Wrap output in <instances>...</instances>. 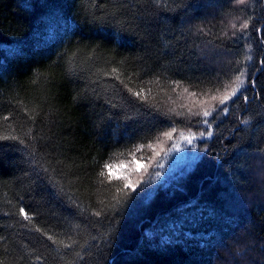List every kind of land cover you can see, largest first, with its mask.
<instances>
[{
	"label": "trees",
	"instance_id": "1",
	"mask_svg": "<svg viewBox=\"0 0 264 264\" xmlns=\"http://www.w3.org/2000/svg\"><path fill=\"white\" fill-rule=\"evenodd\" d=\"M172 128L205 133L197 159L156 180V155L115 204L105 162ZM8 136L0 264H264V0H0Z\"/></svg>",
	"mask_w": 264,
	"mask_h": 264
},
{
	"label": "snow or ice",
	"instance_id": "2",
	"mask_svg": "<svg viewBox=\"0 0 264 264\" xmlns=\"http://www.w3.org/2000/svg\"><path fill=\"white\" fill-rule=\"evenodd\" d=\"M157 3H159V0H157ZM234 3L240 5V4H246L248 3V0H234ZM232 27H236V25H232ZM249 27L248 21H245L242 25L241 28L242 29H247ZM250 59V57H249ZM113 72H116V69H113ZM244 76V72L241 71L235 78L234 81L232 82V84H225L224 86V92L223 94L217 95V94H213L210 97L211 101H216L218 102L219 105H226L227 102H229L233 97H236L240 91L241 86L245 83L244 79H242V77ZM175 84L179 87L180 86V82L176 81ZM234 85V86H232ZM129 91H132L131 89H129ZM183 91L185 93L188 94L189 97H196L197 93L195 92H189L188 88H184ZM217 93L220 92V89L218 88L216 90ZM144 93V89H141L140 92H134L133 95H136L138 97L144 98L146 99V95H143ZM205 96L208 95V93L204 94ZM245 101H247V97H244ZM195 103H199L201 105L207 103V101L205 100H199V101H195ZM217 109L216 107H213L209 104L208 107L203 108L201 112L196 113L193 112L191 108L188 109V112L191 115H202L203 117L207 118L209 116H211L213 114V112H216ZM223 112L227 113L228 108L224 107L222 109ZM177 115H184V113H177ZM204 123L209 124V130L207 131V136H212V131L210 130L211 125L209 123V121L204 120ZM176 128H172L170 131H164L162 132L160 135H162L163 137H166L168 139H172V134L174 132H176ZM181 136L183 139L187 140L188 143H191L194 139H196L197 137H195L194 135H192L191 133H189V135L185 136L183 133H181ZM205 133L201 132L200 133V137H204ZM17 139V137L15 136H8V137H0V139ZM23 142V141H21ZM159 139L157 138V143H159ZM145 147L148 148H152L153 151H155V147L153 145V143H148L147 145L141 143L137 146L134 147L133 150H129L128 155H130L132 157V159L130 161H125L124 159H121L120 163L114 164V163H108L105 162V164L103 165V168L107 170V175L105 176V171H101L99 173V175L101 177H105L108 181H113V180H118V181H123V187H116V194L113 195L112 199L113 201H115V204H120L121 199L124 196H127L129 191H136V188L138 186V184L140 183V181L137 180H133L132 179V175L133 173H141L146 172L148 165L141 163V161L137 158V153L140 152L142 149H144ZM121 156H123V153H120ZM156 155H159V153H156ZM103 203V202H102ZM115 205H111V207H114ZM106 207H108V205H106ZM20 214L24 217L25 220H31V217L25 212L24 208L20 209ZM96 216H100L102 214V211H96L94 213ZM37 231H39V229H37ZM49 239H52V237H49ZM62 243V242H61ZM67 247V245H65Z\"/></svg>",
	"mask_w": 264,
	"mask_h": 264
},
{
	"label": "rangeland",
	"instance_id": "3",
	"mask_svg": "<svg viewBox=\"0 0 264 264\" xmlns=\"http://www.w3.org/2000/svg\"><path fill=\"white\" fill-rule=\"evenodd\" d=\"M224 91L217 94H223ZM211 97V96H210ZM210 97L207 99H200L205 100L207 103L201 105L202 107H206L208 104V101H210ZM199 101V100H196ZM181 133H183L185 136L189 135L191 133L196 139H194L191 143H188L187 140L183 139L181 136ZM201 133V132H200ZM200 133L192 132L190 130H176L172 134V139H168L166 137H163L162 135L159 137V143L157 141L153 144L155 147V151H153L152 148H148V156L143 157L139 155V152L136 154L137 158L141 161V163H144L146 165H154V162L157 158L156 153H159V155H162L161 158L157 159L156 166L154 171L156 180H162L167 177V175L173 174L175 171L182 172L183 169L187 168L189 165H191L198 157V152L196 150V145L198 139H200ZM158 155V156H159ZM132 157L130 158V160ZM128 160V161H130ZM120 162H117L118 165ZM158 169V170H157ZM147 172H141V173H133L132 179L133 180H141L144 175ZM171 173V174H170ZM164 181V180H163Z\"/></svg>",
	"mask_w": 264,
	"mask_h": 264
}]
</instances>
